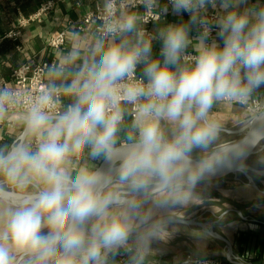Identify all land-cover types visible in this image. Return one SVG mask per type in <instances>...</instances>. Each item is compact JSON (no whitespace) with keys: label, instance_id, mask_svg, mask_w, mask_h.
I'll return each mask as SVG.
<instances>
[{"label":"clouds","instance_id":"clouds-1","mask_svg":"<svg viewBox=\"0 0 264 264\" xmlns=\"http://www.w3.org/2000/svg\"><path fill=\"white\" fill-rule=\"evenodd\" d=\"M169 6L188 19L166 22ZM140 7L110 11L35 93L0 87V124L17 117L0 134V264H150L187 222L176 210L264 143V110L234 128L216 111L264 95V3Z\"/></svg>","mask_w":264,"mask_h":264},{"label":"crops","instance_id":"crops-1","mask_svg":"<svg viewBox=\"0 0 264 264\" xmlns=\"http://www.w3.org/2000/svg\"><path fill=\"white\" fill-rule=\"evenodd\" d=\"M43 1L46 0H0V79L11 80L13 70L24 62L31 64L41 61L57 62L73 46L90 40L95 34L93 24L88 25L84 31H79L69 25L81 21L86 14L95 11L97 7L106 5L108 0H57L54 9L44 15L41 22H31L26 26H20V18L30 16ZM261 2L264 3V0ZM130 11L141 13L138 9ZM181 19L187 20V14L174 16L169 6V13L165 17V21L179 22ZM158 23L151 27V31ZM67 27H70V30L65 44L60 49L48 48L47 43L52 33ZM15 31H20V35L15 39L7 36L8 33ZM160 46L159 41L153 42L154 55H158ZM258 98L264 102V95H260ZM223 109L231 114L230 118L233 121L238 122L247 118L243 109L238 105L222 104L217 107L216 111ZM15 119H17L15 114L10 115L9 121ZM9 121L0 124V134H3L5 138L12 132ZM227 211L231 210L227 209L225 213ZM248 228L242 234L243 240L235 241L232 244V261L228 256L222 260L229 264H239V261H242L243 264H264V219H251ZM181 256L174 257L175 260L172 262L153 258L150 259V264H176Z\"/></svg>","mask_w":264,"mask_h":264},{"label":"rangeland","instance_id":"rangeland-1","mask_svg":"<svg viewBox=\"0 0 264 264\" xmlns=\"http://www.w3.org/2000/svg\"><path fill=\"white\" fill-rule=\"evenodd\" d=\"M218 113L227 127L237 126L228 111L223 109ZM246 163L250 169L247 174L238 171L199 186L192 201L176 210L178 218L212 223L213 231L231 244L242 241V234L249 229L250 220L264 219V143L255 149ZM227 209L231 211L225 213ZM185 253L225 259L228 247L223 240L199 227L174 224L169 229L168 239L153 245L150 259L161 258L172 262L174 257Z\"/></svg>","mask_w":264,"mask_h":264},{"label":"built area","instance_id":"built-area-1","mask_svg":"<svg viewBox=\"0 0 264 264\" xmlns=\"http://www.w3.org/2000/svg\"><path fill=\"white\" fill-rule=\"evenodd\" d=\"M57 0H46L40 3L34 13L28 17H21L19 20L20 26H26L31 22H41L44 15L50 13ZM120 9L134 10L138 9L141 14L144 10L140 7V0H108L106 5L97 7L95 11L86 14L81 21L72 23L69 25L79 31H84L88 25L93 24L95 33L99 27L103 24L110 11H118ZM186 14V13H185ZM165 19V18H164ZM160 22L156 17L145 15V28L151 32V27ZM70 27L65 29L56 30L50 36L47 43L48 48L60 49L66 42L68 31ZM20 35V31L8 33V37L16 38ZM215 35V32L213 33ZM55 62L41 61L39 63L31 64L24 62L12 72L11 80L0 79V87H11L23 94L35 93L40 87H42L47 68ZM239 106V105H238ZM247 118L251 112L255 110H264V102L256 97L250 102L248 109L242 108ZM176 264H229L227 261L222 259L213 258L209 256H196L192 253H185L178 258Z\"/></svg>","mask_w":264,"mask_h":264},{"label":"water","instance_id":"water-1","mask_svg":"<svg viewBox=\"0 0 264 264\" xmlns=\"http://www.w3.org/2000/svg\"><path fill=\"white\" fill-rule=\"evenodd\" d=\"M255 151V150H254ZM238 171H232V172H226V173H223L213 179H211L210 181H214V180H219V179H222L230 174H235L237 173ZM181 219V218H179ZM183 221H187L186 223H177V224H183V225H187V226H196V227H199L201 228L204 232L208 233L209 235L217 238V239H221L223 240L226 244H227V247H228V253H232V244L230 243V241L228 239H226L225 237L219 235L218 233L214 232L212 227H213V224L212 223H204V222H199L195 219H181ZM228 253H227V256H228ZM229 258V257H228ZM230 261H232L231 258H229Z\"/></svg>","mask_w":264,"mask_h":264},{"label":"bare ground","instance_id":"bare-ground-1","mask_svg":"<svg viewBox=\"0 0 264 264\" xmlns=\"http://www.w3.org/2000/svg\"><path fill=\"white\" fill-rule=\"evenodd\" d=\"M244 173H248V172H250V169L249 168H247V170L246 171H243Z\"/></svg>","mask_w":264,"mask_h":264}]
</instances>
